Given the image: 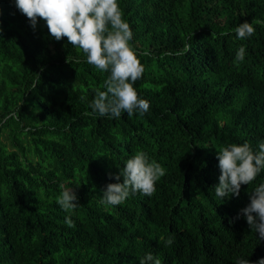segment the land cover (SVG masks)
<instances>
[{"label": "trees", "instance_id": "trees-1", "mask_svg": "<svg viewBox=\"0 0 264 264\" xmlns=\"http://www.w3.org/2000/svg\"><path fill=\"white\" fill-rule=\"evenodd\" d=\"M0 264H264V0H0Z\"/></svg>", "mask_w": 264, "mask_h": 264}]
</instances>
